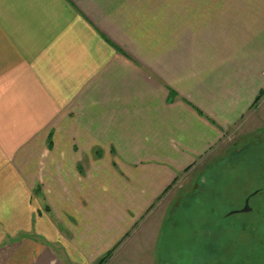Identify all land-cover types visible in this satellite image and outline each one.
I'll use <instances>...</instances> for the list:
<instances>
[{
  "label": "crops",
  "instance_id": "obj_1",
  "mask_svg": "<svg viewBox=\"0 0 264 264\" xmlns=\"http://www.w3.org/2000/svg\"><path fill=\"white\" fill-rule=\"evenodd\" d=\"M238 126L264 127V0H0V264H109Z\"/></svg>",
  "mask_w": 264,
  "mask_h": 264
},
{
  "label": "rangeland",
  "instance_id": "obj_2",
  "mask_svg": "<svg viewBox=\"0 0 264 264\" xmlns=\"http://www.w3.org/2000/svg\"><path fill=\"white\" fill-rule=\"evenodd\" d=\"M246 134L245 128L240 129L239 126L229 131L213 152L181 173L170 190L150 204L151 208L147 210L152 211L139 219L124 249L109 264H150L149 260L155 261V264L214 262L211 259V192L222 194L213 206L219 211L220 217L230 208L226 200L228 194L255 187L257 184H251L250 179L256 173L263 178L258 186L264 192V127L255 133ZM259 204L262 205L261 211H264V199ZM241 218L248 220L250 217L242 215ZM231 224L233 227L225 228L224 224L216 221L212 226V243L219 245L220 237L233 236L224 242L230 243L232 250L237 253H244L249 247L241 242V237L250 235L253 226L248 222ZM150 227V235L145 236ZM242 228L246 230L240 232ZM144 236L147 244L143 248ZM130 246L136 248L137 257L129 261L121 256ZM138 247L145 252L138 250ZM219 253L217 257L223 258L227 253L226 248Z\"/></svg>",
  "mask_w": 264,
  "mask_h": 264
},
{
  "label": "flooded vegetation",
  "instance_id": "obj_3",
  "mask_svg": "<svg viewBox=\"0 0 264 264\" xmlns=\"http://www.w3.org/2000/svg\"><path fill=\"white\" fill-rule=\"evenodd\" d=\"M260 179L263 178L259 173H256L250 179L251 184H257L255 187L241 190L240 193H229L226 200L230 208L222 217L218 216L219 211H216L215 207H213V211L211 209V259H215V249H217V252H220L221 249L226 248L227 253L224 257L222 258V256H219L217 258H221V262L224 261L223 264H264V211H261L262 205L259 204V202L264 199V192L262 191L263 188L258 186L260 185ZM217 194L218 192L216 191L211 192V197H214L212 199H215V195ZM242 215L243 217L249 215L250 218L246 220L245 218H241ZM216 221L224 224L225 228L229 226L233 227L231 223L238 225L248 222L251 224L253 226L252 233L248 236L241 237V242L248 244L249 249L244 253H237L235 250H232L231 244L225 243L224 240L233 236L220 237L219 245L214 242L212 243L214 238L212 226ZM245 230L246 228H242L239 231L244 232ZM222 239L223 242H221Z\"/></svg>",
  "mask_w": 264,
  "mask_h": 264
},
{
  "label": "trees",
  "instance_id": "obj_4",
  "mask_svg": "<svg viewBox=\"0 0 264 264\" xmlns=\"http://www.w3.org/2000/svg\"><path fill=\"white\" fill-rule=\"evenodd\" d=\"M263 93H259V95L256 96L255 100H254V103L256 104L260 98L262 97ZM229 195V194H228ZM215 199H212L214 197H211V209L213 211V206L216 205V201L217 199H219L220 197H222V194L221 193H218L217 195H215ZM222 241V240H221ZM215 256H214V262H212L211 260V264H221V258L220 259H217V255L219 254V252H217V249H215ZM112 253V250H110L109 252H107L101 259H99V261L97 262V264H103V262L110 256V254ZM216 260V261H215ZM223 264V263H222Z\"/></svg>",
  "mask_w": 264,
  "mask_h": 264
}]
</instances>
